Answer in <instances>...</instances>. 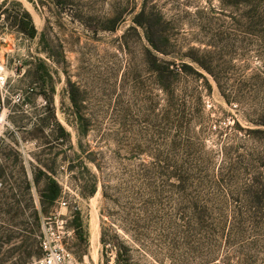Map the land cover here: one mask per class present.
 <instances>
[{
  "label": "rangeland",
  "instance_id": "rangeland-1",
  "mask_svg": "<svg viewBox=\"0 0 264 264\" xmlns=\"http://www.w3.org/2000/svg\"><path fill=\"white\" fill-rule=\"evenodd\" d=\"M3 1L37 36L0 16V163L14 185L10 148L29 179L31 165L55 171L60 199L38 216L65 221L69 262L264 264V0ZM51 109L69 134L55 158L49 127L22 132ZM15 191L0 264L40 254L37 190Z\"/></svg>",
  "mask_w": 264,
  "mask_h": 264
},
{
  "label": "trees",
  "instance_id": "trees-1",
  "mask_svg": "<svg viewBox=\"0 0 264 264\" xmlns=\"http://www.w3.org/2000/svg\"><path fill=\"white\" fill-rule=\"evenodd\" d=\"M40 2V4H42V0H38ZM55 5H61V3H59L58 1H55L54 3ZM8 5H14L17 6L18 8L21 9L20 4L17 2H8V1H3L0 4V16H2V22L3 24H7L8 23V29H12L15 27V30L18 34H21L22 37L26 38V39H34L37 36L36 30L32 24L30 15L21 9V11L16 14L14 17L11 16L8 12ZM110 30H112L110 28ZM40 41H42L44 39V34H40ZM152 48L154 50H156L157 52H159V50L152 45ZM155 63L157 61H154ZM197 64L199 66L202 67V65H200L198 62ZM204 68V67H203ZM205 69V68H204ZM206 70V69H205ZM155 72H158L156 70H154ZM41 84L42 86L45 85V81L43 79V76L40 75V78L35 77L33 79V81L31 82V85H38ZM52 89V88H51ZM73 104L75 105V103L73 102ZM47 106H51L50 101L48 99L47 101ZM76 106V105H75ZM52 110V109H51ZM12 120V118H10ZM32 119H30L31 121ZM15 124H17L15 121H13ZM36 120H34L33 122L31 121L30 123V127L29 130H25L23 128L22 132L26 133L27 136H31V138L37 140V139H43L45 138V136H41L42 132H43V127H49V131L51 133H53V135H51L50 140L44 144V148L50 152L53 156V158L56 157V155H58V153L54 152V150H57L60 148V146L65 143V142H69V134L64 130V128L56 121L54 114H53V110L51 111V113L40 120V123H36ZM16 129H18L20 131L21 128L17 127V125H15ZM80 128V125H79ZM85 129H82V125H81V129L77 130L78 133L80 135L84 134ZM38 134H40V137H38ZM38 137V138H37ZM23 139H26L25 137H23ZM12 141H14V145H17V142L14 140V138H11ZM3 145V139L0 138V149L1 146ZM38 147H40L38 145ZM43 148V149H44ZM10 153L11 156H13L14 158V163L17 166V170H18V174H19V178H20V185H14V183L11 181V170L3 165V163H0V203L1 200H7L8 198H14V195L12 194V190L15 191V188L17 190L22 189L23 192V196L26 197V200L30 203L32 200V195H31V189L37 190L38 193V197H39V205H40V211L37 212L36 210H33V220L36 223V227L37 226H41V220L38 216V214H45L49 211V209L51 207H53V205L58 201V199H60L61 193H62V188L59 185L57 179L55 178V171L51 168L46 167L43 164H38L37 166H32L31 165V178L29 179L27 177V172H26V168L24 167V165H21V161L22 159L20 158V154L13 150L12 148L9 149L8 151ZM41 152H44L41 151ZM173 174V173H172ZM11 175V176H10ZM175 178H178L176 180L182 181V177H180V175H175ZM42 181L43 185L41 187V189H39V182ZM10 193V197H7L6 195ZM95 192V182H93V185L91 186V189L89 191V193H87V195H93V193ZM81 195H84L81 193ZM84 195V196H87ZM2 204H4L2 202ZM45 205V206H44ZM43 206V207H42ZM31 207V206H30ZM46 207V208H44ZM10 220V219H8ZM24 225V224H21ZM73 226L75 228L80 229L81 228V223L78 217V212L74 213V219H73ZM4 230V231H2ZM6 232V233H4ZM10 230L8 229H1L0 228V245L3 243H7L10 240H12L13 238H15V235L12 233ZM30 235V233H28ZM19 236V234H18ZM40 236V235H38ZM39 238V237H38ZM38 247H39V240H38ZM39 251L40 254L38 257L41 256V250L39 247Z\"/></svg>",
  "mask_w": 264,
  "mask_h": 264
},
{
  "label": "built area",
  "instance_id": "built-area-1",
  "mask_svg": "<svg viewBox=\"0 0 264 264\" xmlns=\"http://www.w3.org/2000/svg\"><path fill=\"white\" fill-rule=\"evenodd\" d=\"M2 80V79H1ZM63 201L59 202V206H64ZM56 220L55 226H52L51 217H46L41 221L39 247L41 256L32 259L27 264H71L67 259L62 242L67 235L65 221L58 219V215L52 214Z\"/></svg>",
  "mask_w": 264,
  "mask_h": 264
}]
</instances>
